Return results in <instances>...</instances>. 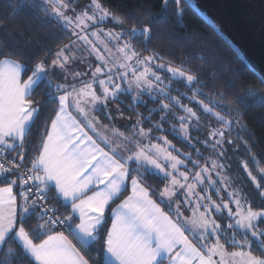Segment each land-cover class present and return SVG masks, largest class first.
Masks as SVG:
<instances>
[{"label": "snow or ice", "instance_id": "obj_1", "mask_svg": "<svg viewBox=\"0 0 264 264\" xmlns=\"http://www.w3.org/2000/svg\"><path fill=\"white\" fill-rule=\"evenodd\" d=\"M161 7L171 9L173 16L182 17L187 11L185 0H161ZM15 11L52 18L49 22L67 30L68 43L55 52L46 51L26 79L22 62L0 48V246L14 239L22 250L21 259L28 264H165V260L167 264H229L226 255L231 264H264V255L244 251L252 240L264 237V208L249 206L243 189L230 183L227 175L221 176L230 171L224 163L229 151L224 145L236 141L226 140L219 128L206 126L202 131L199 124L194 128L198 135H191V121L197 113L171 96L168 85L161 87L164 77L158 72L186 78L191 85L195 78L181 67L156 63L162 59L158 52L147 57L136 54L133 40L137 34L150 39L152 26L127 28L106 6V0H18ZM109 19L117 21L119 31L100 27ZM93 57L97 63H90ZM80 66L86 71H75ZM48 73H59L62 80L55 85L59 94L51 97L57 107L46 140L26 164L22 151L16 157L8 153L23 147L29 122L39 110L30 93ZM133 93L137 98L146 95L157 107H148L145 101L147 117L143 113L126 117L125 109L119 107L124 103L120 97ZM192 102L197 103L194 96ZM70 107H75L81 119L69 114ZM174 107L185 114L178 116ZM126 109L135 112L136 106L126 105ZM203 110L212 115L209 105ZM94 112L108 120L105 131L120 124L112 128L111 137L96 131L100 125ZM153 115L158 119L153 120ZM229 123L235 121L224 124ZM177 124L192 152L175 149L163 135ZM198 145L212 156L205 157ZM149 168L162 174L163 187L144 185L143 174ZM49 186L55 190L52 198L65 202L67 216L58 217L56 207H44ZM157 201L165 203L169 211ZM37 207L43 208L39 217L43 223L36 228L44 229L41 235L45 236L39 243L25 224L30 210ZM182 209L191 216L185 217ZM187 225L198 230L199 247L186 235L190 231ZM234 230H242L241 240L235 239ZM210 237L215 239L211 245ZM221 237L240 251L226 254ZM93 242L99 247L91 249L95 255L86 258L77 244ZM260 244L264 252V240Z\"/></svg>", "mask_w": 264, "mask_h": 264}, {"label": "trees", "instance_id": "obj_2", "mask_svg": "<svg viewBox=\"0 0 264 264\" xmlns=\"http://www.w3.org/2000/svg\"><path fill=\"white\" fill-rule=\"evenodd\" d=\"M17 6L18 0H0V48H3L11 59L22 62L24 65L23 76L26 79L27 75L31 74L32 66L38 59L43 58L46 51L55 52L62 45L68 43L67 30H62L55 26L54 22H49L52 18L44 17L43 13L16 12ZM106 6L115 13L119 20L126 22L129 29L135 27L139 30L143 25L148 24L152 26L150 39L138 34L139 38L133 40V43L137 45L135 49L137 54L142 53L143 57H147L151 52H158L162 57L160 62L181 67L182 70L195 78L196 83L192 85L185 80H174L170 85L174 92L170 91V95L179 99L184 106L192 105L193 110L199 115L201 125H203L201 126L202 131L206 126L209 129L214 127L217 123L215 119H218L215 116L213 120L208 119L202 108L204 105L212 107L225 120L235 121V123H230L228 128H221L225 133L226 140L236 141L234 145H224V148L229 149L228 157L224 163L229 166L230 171L221 172V176L227 175L230 183L243 189L247 195L249 206L256 210L264 208V197L261 196V193L264 192V172L260 171L264 168V85L259 78L187 5V11L182 17L173 16L171 9L164 10L161 7V0H106ZM144 48L149 51L144 52ZM56 83H62L59 73L56 75L48 73L44 81L31 92L30 98L36 102L34 106L39 109L38 113L27 130L23 147L18 146L16 151H9V156L16 157V153L22 151L26 164L37 156V148L46 139L51 120L54 118L53 109L57 107L56 102L51 98L59 94L55 88ZM193 96L201 106L192 102ZM120 99L124 103L119 104V107L125 109L126 117L135 118L137 113H143L147 117L149 113L143 106L145 101L148 107H157L148 100L146 95H143L142 101L139 102H134L132 94L122 95ZM161 99L164 97L161 96ZM164 102L167 103V100L165 99ZM113 103L118 102L114 101ZM126 105L136 106L135 112L127 111ZM173 110L176 111L175 107ZM92 114L101 125H108V120L101 112ZM152 119L156 120L158 117L153 115ZM113 127H120V124L116 123L108 128ZM178 129L175 128L163 135L168 136L175 149L187 153L190 151L188 148L190 145L185 142ZM89 133L92 134V132ZM191 135L197 136L198 134L193 131ZM93 137L96 139L95 136ZM200 139L203 140V136H200ZM174 154L177 153L174 152ZM209 156H212V153ZM252 177L256 178L255 181ZM143 178L144 185H151L153 188H161L166 183V181H162L161 175L149 169L144 172ZM0 186H2V182H0ZM129 191L130 189L126 190L124 195L111 207L114 208L116 204L120 203V200L124 199ZM54 195L55 190L49 186L46 202L59 209L56 213L58 217L67 216L69 209L64 207L60 198L53 199ZM29 204H31L30 201ZM161 207L164 211H169L165 203H161ZM182 213L185 217L191 216L190 211L184 213L182 209ZM169 214L175 219L174 213ZM40 215L41 211L38 208L30 210L25 221L26 227L33 229L32 235L36 238L37 243L45 238L44 235H41L44 229L36 228V225L43 223L39 218ZM45 219L47 218L45 217ZM187 227L190 231L186 234L199 247L198 230H191L190 225ZM261 227L264 228V224H261ZM56 231H60L59 228ZM234 232L235 239L241 240L240 232L242 230H234ZM68 237L72 240L70 235ZM261 240H264V237L252 240L250 247L245 248L244 251L250 250L255 256L264 255V252L261 251ZM73 242L77 243L75 240ZM219 242L224 245L226 254L240 251L237 245L226 243L224 237H221ZM213 243H215V239L210 237L208 244ZM98 247V242H94L81 249L87 258L94 256L95 252L91 249ZM21 251L18 243L14 239H10L6 245L0 248V264H28L26 260L21 259ZM225 258L231 264V257L226 255ZM213 259L219 261L220 257L214 256Z\"/></svg>", "mask_w": 264, "mask_h": 264}, {"label": "water", "instance_id": "obj_3", "mask_svg": "<svg viewBox=\"0 0 264 264\" xmlns=\"http://www.w3.org/2000/svg\"><path fill=\"white\" fill-rule=\"evenodd\" d=\"M264 85V0H185Z\"/></svg>", "mask_w": 264, "mask_h": 264}, {"label": "rangeland", "instance_id": "obj_4", "mask_svg": "<svg viewBox=\"0 0 264 264\" xmlns=\"http://www.w3.org/2000/svg\"><path fill=\"white\" fill-rule=\"evenodd\" d=\"M100 27L101 28H103L105 31H107L108 29H113V30H115V31H119L120 29H119V27H118V25H117V21H113V20H106L105 22H104V24H102V25H100ZM137 38H139L138 37V34L136 35V37H135V39L134 40H136ZM115 51V49H113V52ZM137 54V53H136ZM134 55V54H133ZM90 63H97L96 61H95V59H94V57L93 58H91V60H90ZM156 63H163V62H160L159 60L158 61H156ZM163 64H165L166 66H170V67H175V66H172L171 64H167V63H163ZM86 68H84L83 66H80V67H76L75 68V71H86L85 70ZM184 71V70H183ZM185 72V71H184ZM186 73V72H185ZM158 74L159 75H162L163 77H164V79H163V83L161 84V87H164V85H168L169 87H168V89H166L167 91H169V94H170V91H172L171 90V88H170V85H171V83L172 82H174V80H185L186 81V78H180V77H173V76H171V74L170 73H167V72H158ZM187 82V81H186ZM172 92H174V91H172ZM133 95V100H134V102H139V101H142V98H143V95H140L138 98H137V96H136V94L135 93H133L132 94ZM173 96V95H172ZM174 97V96H173ZM168 102V101H167ZM181 103V102H180ZM182 104V103H181ZM184 105V104H183ZM196 105H198V106H201V104L200 103H198V101H197V103H196ZM186 107H191L192 108V105H189V104H187V105H185ZM203 108V107H202ZM176 109V113H177V115L179 116V115H184L185 113L183 112V111H181V110H179V109H177V108H175ZM193 109V108H192ZM193 111H195V110H193ZM211 111H212V115L211 114H209V113H207L206 112V114H207V116H208V119H211V120H213V118H214V116L216 117V118H218V119H215V121L217 122L216 124H215V126L214 127H211V129L212 128H219V129H221V128H228L229 126H230V123L229 124H224L225 122H227V121H229V120H225L224 119V117L222 116V115H220V113L219 112H217L216 110H213L212 109V107H211ZM93 115V114H92ZM94 116V115H93ZM95 117V116H94ZM96 118V117H95ZM222 120V121H221ZM97 121H98V119H97ZM192 131H191V133L194 131V128L197 126V124H199V126L201 127V126H203V125H201V122H200V118H199V115H197V118H195V119H193L192 121ZM224 122V123H223ZM98 123H99V121H98ZM99 125H100V127H98L97 129H96V131H98V132H101V133H103V134H105V135H107V136H109V137H111V134H112V128H107V131H105V128H104V126L103 125H101L100 123H99ZM176 128H179V125L177 124L176 125ZM204 128V127H203ZM204 130H205V128H204ZM156 141H153V143H155ZM98 143H99V141H98ZM194 143V142H193ZM101 146H103V145H101ZM197 147H199L200 148V151L203 153V155L205 156V157H209V155L211 154V152L210 151H205V149L204 148H202V147H200L199 145L197 146ZM188 148H189V152H192V148H190L189 146H188ZM195 159V158H194ZM149 170L150 171H153V172H155V173H157V174H159V175H162V174H160L159 172H157L156 170H154V169H151V168H149ZM183 170V169H182ZM213 179H215L214 177H212ZM206 188L208 187L207 186V184H205L204 185ZM209 192L211 193V190L209 189ZM209 245H211V244H209Z\"/></svg>", "mask_w": 264, "mask_h": 264}, {"label": "crops", "instance_id": "obj_5", "mask_svg": "<svg viewBox=\"0 0 264 264\" xmlns=\"http://www.w3.org/2000/svg\"><path fill=\"white\" fill-rule=\"evenodd\" d=\"M18 62V61H17ZM23 71H24V65H22V75H23ZM77 87H79V86H77ZM31 94V93H30ZM68 111H69V114L70 115H72L73 117H75V118H77V119H81V117H79V115L77 114V111H76V109H75V107H70L69 109H68ZM38 113V112H37ZM37 113L33 116V118H32V120L29 122V125H28V129L30 128V126H31V124H32V122H33V120H34V118H35V116L37 115ZM51 130V125H50V128H49V131ZM86 130V129H85ZM48 131V132H49ZM89 135H92V134H90L89 133ZM93 139H95L94 137H93ZM46 140V139H45ZM9 151H11V150H9ZM14 191H16V189H14ZM60 200L63 202V203H65L64 201H63V199L62 198H60ZM174 219V218H173ZM78 222V221H77ZM187 235V234H186ZM70 240H71V238L70 237H68ZM190 238V237H189ZM190 240H191V238H190ZM76 242V241H75ZM74 243V242H73ZM94 243V242H93ZM76 244V243H75ZM77 247L78 248H83V247H86V246H82V245H80V244H77ZM0 248H1V246H0ZM81 251H82V249H81ZM82 254H83V252H82ZM165 264H167V261L165 260Z\"/></svg>", "mask_w": 264, "mask_h": 264}, {"label": "built area", "instance_id": "obj_6", "mask_svg": "<svg viewBox=\"0 0 264 264\" xmlns=\"http://www.w3.org/2000/svg\"><path fill=\"white\" fill-rule=\"evenodd\" d=\"M30 202H31V201H30ZM43 205H44V207H48V208H51V207H52L49 203L46 202L45 199L43 200ZM37 208L41 211V213L43 212V208H42V207H37ZM46 218H47V217H46ZM59 230L62 231L63 229H62V228H59ZM67 234H68V233L65 232V235H67Z\"/></svg>", "mask_w": 264, "mask_h": 264}]
</instances>
